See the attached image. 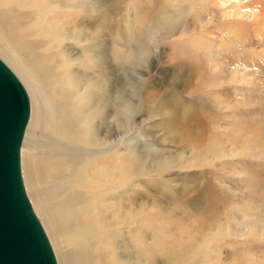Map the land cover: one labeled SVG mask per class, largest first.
Segmentation results:
<instances>
[{
	"label": "bare ground",
	"instance_id": "1",
	"mask_svg": "<svg viewBox=\"0 0 264 264\" xmlns=\"http://www.w3.org/2000/svg\"><path fill=\"white\" fill-rule=\"evenodd\" d=\"M140 1L129 0L121 8L123 27L118 35L128 45H119V56L111 63L103 40L110 15L121 13L103 9L106 2L0 0V60L28 99L19 146L21 181L56 264H139L146 245L143 232H150V240L157 242L154 234L165 236L156 227L158 221L143 219V178L155 179L166 170L205 168L233 157L264 156L244 140L247 152L233 143L226 150L230 140L226 145L220 142V133L211 135L201 149L191 145L178 155L161 156L158 137L137 121L145 103L144 81L131 74L134 84L122 82L129 70L125 63L133 72L144 68L168 39L177 53L188 47L193 59L209 65L211 83L226 78L212 30L230 22L238 34L260 18L258 7L264 0H148L154 15L145 24L139 19ZM97 10L99 31L86 26ZM79 18L86 20L84 27L78 26ZM147 44H153L154 51ZM253 206L234 207L226 221L217 222L202 237L188 233L177 244L182 253L167 256L162 264H222L221 246L227 240L264 243V211Z\"/></svg>",
	"mask_w": 264,
	"mask_h": 264
},
{
	"label": "rangeland",
	"instance_id": "2",
	"mask_svg": "<svg viewBox=\"0 0 264 264\" xmlns=\"http://www.w3.org/2000/svg\"><path fill=\"white\" fill-rule=\"evenodd\" d=\"M101 1L106 2L103 9L121 13V8L129 0ZM140 2L143 13H140L139 19L145 24L152 19L154 12L148 0ZM258 13L260 18L248 26L242 25L238 34L230 22L212 30L218 45V51L215 52L220 58L219 67L229 74L226 78L216 79L214 83L210 82V67L203 58L202 63L193 59V51L188 47L182 54L177 53L170 44L171 39L160 44L155 50L157 56L151 55L144 68H137L133 72L128 62L124 64L129 70L123 78V84H134L131 74H137L144 81L145 103L142 117L137 121L144 123L149 134L158 137L162 145L159 148L163 151L161 156L178 155L184 147L201 149L209 137L217 133H220L219 141L225 145L230 140L226 150L233 143L235 149L247 152L242 147L244 140L264 151V5L258 7ZM122 14L123 10L119 16L112 13L109 30L105 31L107 36L103 42H107L105 45L111 51V63L119 56L115 52L119 51V45H128L118 35L123 27ZM78 20L79 27L87 24L83 23L86 21L84 19ZM99 20L97 10L96 15L87 21V28L99 31ZM147 45L154 51L153 44ZM203 68L206 69L205 73ZM246 157L214 162L205 168L183 169L180 172L178 169L166 170L149 180L150 183L143 178L139 197L143 219L158 221L156 227L165 236L154 234L157 242L150 240V232H143L142 239L146 245L143 246L139 264H162L168 258L180 255L183 249L179 247H183L177 244L183 243L188 233L196 238L205 235L206 231H213L217 222L227 220V214L234 207L242 209L255 205L253 207L264 211V156ZM20 167L23 180L21 159ZM127 195H131V192ZM148 243L150 246H147ZM226 244L221 246L222 264H264V243L249 238L245 245L232 240Z\"/></svg>",
	"mask_w": 264,
	"mask_h": 264
},
{
	"label": "water",
	"instance_id": "3",
	"mask_svg": "<svg viewBox=\"0 0 264 264\" xmlns=\"http://www.w3.org/2000/svg\"><path fill=\"white\" fill-rule=\"evenodd\" d=\"M28 110L24 88L0 60V264H56L20 176L19 146Z\"/></svg>",
	"mask_w": 264,
	"mask_h": 264
}]
</instances>
